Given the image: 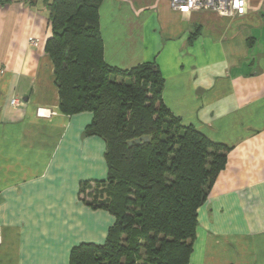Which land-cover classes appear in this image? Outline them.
I'll use <instances>...</instances> for the list:
<instances>
[{
	"label": "crops",
	"instance_id": "crops-1",
	"mask_svg": "<svg viewBox=\"0 0 264 264\" xmlns=\"http://www.w3.org/2000/svg\"><path fill=\"white\" fill-rule=\"evenodd\" d=\"M49 2L0 1V264H69L115 223L79 193L105 180L106 145L85 133L91 113L59 111ZM98 13L106 64L155 65L170 113L227 149L189 264H264V0H246L243 16L170 0H102Z\"/></svg>",
	"mask_w": 264,
	"mask_h": 264
},
{
	"label": "trees",
	"instance_id": "trees-1",
	"mask_svg": "<svg viewBox=\"0 0 264 264\" xmlns=\"http://www.w3.org/2000/svg\"><path fill=\"white\" fill-rule=\"evenodd\" d=\"M102 0H50L45 52L59 111L92 114L85 133L106 145L107 176L92 209L115 217L102 245L80 244L69 264H189L197 212L226 164L227 149L183 126L162 101L164 81L151 63L127 70L104 61ZM147 137V142L129 146ZM90 184L85 182L80 195Z\"/></svg>",
	"mask_w": 264,
	"mask_h": 264
},
{
	"label": "built area",
	"instance_id": "built-area-1",
	"mask_svg": "<svg viewBox=\"0 0 264 264\" xmlns=\"http://www.w3.org/2000/svg\"><path fill=\"white\" fill-rule=\"evenodd\" d=\"M172 8L181 13H188L194 10H213L229 16H243L246 12V0H170ZM29 43L35 46L37 39H30ZM18 100H11L10 104L18 105ZM46 111L38 110L39 117L46 116ZM1 240V231H0Z\"/></svg>",
	"mask_w": 264,
	"mask_h": 264
},
{
	"label": "rangeland",
	"instance_id": "rangeland-1",
	"mask_svg": "<svg viewBox=\"0 0 264 264\" xmlns=\"http://www.w3.org/2000/svg\"><path fill=\"white\" fill-rule=\"evenodd\" d=\"M95 188H96L95 185H90V187H86L83 194H82V198L86 201L91 200V197L94 194Z\"/></svg>",
	"mask_w": 264,
	"mask_h": 264
},
{
	"label": "water",
	"instance_id": "water-1",
	"mask_svg": "<svg viewBox=\"0 0 264 264\" xmlns=\"http://www.w3.org/2000/svg\"><path fill=\"white\" fill-rule=\"evenodd\" d=\"M0 1H4V0H0ZM148 141V138L147 137H143V138H138L136 140H133V141H130L128 143L129 146H132V145H139L141 144L142 142H147Z\"/></svg>",
	"mask_w": 264,
	"mask_h": 264
}]
</instances>
